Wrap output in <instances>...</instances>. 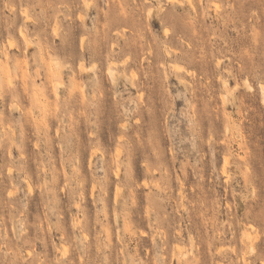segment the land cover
Masks as SVG:
<instances>
[{
    "label": "rangeland",
    "instance_id": "rangeland-1",
    "mask_svg": "<svg viewBox=\"0 0 264 264\" xmlns=\"http://www.w3.org/2000/svg\"><path fill=\"white\" fill-rule=\"evenodd\" d=\"M88 1L0 0V264H264V0Z\"/></svg>",
    "mask_w": 264,
    "mask_h": 264
},
{
    "label": "bare ground",
    "instance_id": "bare-ground-1",
    "mask_svg": "<svg viewBox=\"0 0 264 264\" xmlns=\"http://www.w3.org/2000/svg\"><path fill=\"white\" fill-rule=\"evenodd\" d=\"M83 2H84V5H85V7L86 8H89V1L88 0H83ZM83 4V3H82ZM218 7V6H217ZM81 17V16H80ZM79 17V18H80ZM83 17V16H82ZM78 18V19H79ZM85 19H84V17H83V19H80V21H84ZM56 27V26H55ZM55 29H57V27L56 28H54V30L53 31H55V32H57ZM22 31V30H21ZM20 34H21V32H19ZM24 33V30L22 31V34ZM54 33V32H53ZM24 35H25V33H24ZM59 35V34H58ZM57 36V35H56ZM22 37V36H21ZM23 37H25L26 38V35L25 36H23ZM27 38H28V36H27ZM26 38V39H27ZM23 39V38H22ZM26 39H24V40H26ZM82 40H80V42H81V44L83 43V39H84V37H82L81 38ZM28 41H29V39H28ZM26 42H27V40H26ZM28 43V42H27ZM3 45V44H2ZM29 46H30V43L28 44ZM9 46V45H8ZM10 47V46H9ZM11 47H13V46H11ZM3 49V48H2ZM5 51V50H4ZM4 56H6L7 57V52L5 51L4 53ZM7 59V58H6ZM80 71L82 72V73H86V67H84L83 65H80ZM108 72H109V75H110V77L114 80V78H115V75H114V70L113 69H111V68H109L108 69ZM56 85H58V84H56ZM262 87V90L261 91H263L262 93V95L264 96V86H261ZM57 88V87H56ZM263 102H264V99H263ZM140 115V114H139ZM36 145H37V143H36ZM10 148H12V146L10 147ZM36 149H38V145H37V148ZM40 149V148H39ZM13 151V150H12ZM8 153H10V156H11V152L9 151ZM225 162V164H226V159L224 160ZM227 161H228V159H227ZM223 173L225 172V171H222ZM228 173V172H227ZM226 174V173H225ZM228 177V176H227ZM26 180H27V177H26ZM28 181V180H27ZM30 182V181H29ZM29 183H27V185H28ZM30 186H31V184H29ZM145 186H146V184H145ZM31 189V188H30ZM250 227H252V226H249V229L250 230H252V228H250ZM244 230V229H243ZM241 238H242V241H241V243H243L244 245H245V247L247 246H249V248H250V251L251 250H255V245H254V241H253V237H252V235H251V233H249V230H248V227H245V230H244V232L242 233V236H241ZM249 250V249H248ZM241 259L244 261V262H246V263H248V258H246L244 255L241 257Z\"/></svg>",
    "mask_w": 264,
    "mask_h": 264
}]
</instances>
